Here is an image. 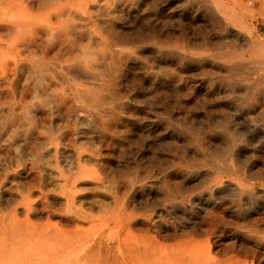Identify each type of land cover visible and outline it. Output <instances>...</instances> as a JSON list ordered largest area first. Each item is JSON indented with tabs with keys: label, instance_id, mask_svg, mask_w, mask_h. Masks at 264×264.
Segmentation results:
<instances>
[{
	"label": "bare ground",
	"instance_id": "1",
	"mask_svg": "<svg viewBox=\"0 0 264 264\" xmlns=\"http://www.w3.org/2000/svg\"><path fill=\"white\" fill-rule=\"evenodd\" d=\"M257 20L264 0H0V264H264Z\"/></svg>",
	"mask_w": 264,
	"mask_h": 264
},
{
	"label": "rangeland",
	"instance_id": "2",
	"mask_svg": "<svg viewBox=\"0 0 264 264\" xmlns=\"http://www.w3.org/2000/svg\"><path fill=\"white\" fill-rule=\"evenodd\" d=\"M257 22V23H256ZM256 22H254V32H255V34H257V36H259V37H264V23H261L262 21H259V20H257ZM260 25V26H259ZM258 32V33H257ZM0 111L2 112V111H5V112H3V113H1L0 112V133H1V135H0V144L3 146H1L0 145V147H1V149H0V169L2 170V171H0V180H1V183H0V190L2 191V189L3 190H9V189H11V191H15L17 188V185H18V183L16 182L17 180L16 179H14V181L13 180H11L12 178H14V177H16V176H14V175H17V173H18V171L20 170V166H21V164L19 163L20 162V159H19V148H18V145H19V142H18V128H17V126L15 127V126H13V127H11L10 129L8 128V130L7 131H9V132H6L5 133V128L9 125V124H11V118L9 117L10 115L8 114V112L6 111V110H3V109H1L0 108ZM7 115H9V116H7ZM5 116H7L6 117V119H5ZM4 117V118H3ZM9 119V122H8V119ZM4 119V120H3ZM2 120V121H1ZM4 122V123H3ZM7 124V125H6ZM16 129H17V131H16ZM12 130V131H11ZM6 135V136H5ZM16 135H17V137H16ZM5 136V137H4ZM13 136V137H12ZM4 141V142H3ZM12 142V143H11ZM6 145L5 147H4V144ZM11 143V144H10ZM28 143H30V140H28ZM8 144H10L9 146H8ZM12 144H13V146H12ZM12 147V148H11ZM6 148V151L5 150H3V149H5ZM8 148V149H7ZM11 148V149H10ZM10 149V150H9ZM14 151H13V150ZM7 150H9V151H7ZM10 151H11V153H10ZM14 153H13V152ZM3 152H4V155H3ZM6 152V153H5ZM2 153V154H1ZM9 154H11V155H9ZM29 154H26V157H25V162L26 163H29L30 162V156H28ZM18 156V157H17ZM10 157H11V159H10ZM17 157V158H16ZM6 158V159H5ZM15 158V160H13ZM3 159V160H2ZM8 159V160H7ZM13 162H12V161ZM7 161V162H6ZM16 161V162H15ZM17 161H18V163H17ZM6 162V163H5ZM9 165H8V164ZM13 165H11V164ZM11 166H12V168H11ZM18 166V167H17ZM17 167V168H16ZM10 170H12V171H10ZM8 171V173H5V172H7ZM16 171H17V173H16ZM2 174V175H1ZM8 174V175H7ZM12 175L14 176V177H12ZM6 178H5V177ZM2 177V178H1ZM12 177V178H11ZM10 178V179H9ZM4 179V180H3ZM6 179V180H5ZM9 179V180H8ZM12 181V182H11ZM2 185V186H1ZM5 185H7L8 187H6ZM10 185V186H9ZM15 186V187H14ZM1 187H2V189H1ZM5 187V188H4ZM11 187V188H10ZM14 188V189H13ZM6 201H8V204L7 203H4V206H3V209H2V211L0 212V218H3V217H5V216H7L8 215V213H10L11 211H12V207H14V205H12V203H11V201L9 200V197H7L6 199H5ZM5 201V202H6ZM7 205V206H6ZM10 208H12V209H10ZM9 209V210H8ZM18 214H19V212H18ZM18 218H19V220H23L24 219V217L23 216H18ZM30 222L31 223H33V224H36L34 221H32V220H30Z\"/></svg>",
	"mask_w": 264,
	"mask_h": 264
}]
</instances>
